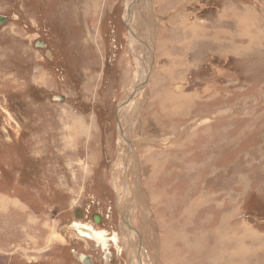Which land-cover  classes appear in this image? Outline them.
Wrapping results in <instances>:
<instances>
[{
  "label": "rangeland",
  "instance_id": "rangeland-1",
  "mask_svg": "<svg viewBox=\"0 0 264 264\" xmlns=\"http://www.w3.org/2000/svg\"><path fill=\"white\" fill-rule=\"evenodd\" d=\"M140 1L153 34L150 56L134 35L136 61L126 0H0V264H128L121 225L157 254L196 197L208 206L195 214L211 218L201 229L229 214L235 233L253 234L239 242L247 257L226 264H264V0ZM126 95L134 200L117 171ZM77 223L104 232L107 248Z\"/></svg>",
  "mask_w": 264,
  "mask_h": 264
},
{
  "label": "bare ground",
  "instance_id": "bare-ground-1",
  "mask_svg": "<svg viewBox=\"0 0 264 264\" xmlns=\"http://www.w3.org/2000/svg\"><path fill=\"white\" fill-rule=\"evenodd\" d=\"M136 2H137V0H126L125 12H124L125 20L127 22V26H128L129 34H130V36H129L130 52L134 56V53L132 52V49H133L132 46H133V41L135 40V37H134V35H135L141 39V41L138 42V46H137V48L141 49V52L140 53L138 52V55L143 54L144 52H146V53L148 52V54L150 56V52H151L150 47L151 46H150V43L147 41V39L149 38L148 36H150V34L153 32V28H152L153 27V24H152L153 20L151 21V20H148L149 18L148 19L146 18L148 15V12L145 11L144 8L142 7L143 3L139 0V2L137 3L138 5L137 4L135 5ZM141 7L143 10L141 9ZM149 12H150V10H149ZM141 25H142L143 29H142ZM192 25L194 26V28L190 30V33L195 34V32L197 31V28H196L197 26H195V24H192ZM144 32H145V37L143 35ZM140 43H141V46H140ZM137 48L135 50H138ZM165 53H167V52H164V54ZM134 58H136V61L138 60L137 55L134 56ZM143 58H146V60H147V57H143ZM168 58H166V59H168ZM145 64H147V61L145 62ZM138 79H140V78H138ZM126 80H128V79H126ZM136 82L138 83L137 80H136ZM153 87L155 88L156 84L153 85ZM181 97L182 96L179 97V100L173 101L174 103H172L173 105L176 104L178 107L174 110L175 112L178 111L179 109H180V112L183 110L184 103L181 102ZM166 99H168V100L170 99V97L167 94H166ZM171 100H175V98H172ZM125 102L127 104H130L132 102V99H130L129 95H126V97L120 99V101L118 102L119 103L118 107L116 106L118 108L117 114H116V116H117L116 122L118 123L119 133L122 135H125L124 140H123L121 138L120 134L118 133V137L120 138V140H117V141H118V144H120L119 149H121V151H120L121 154L119 155L118 160L121 162V164H120L119 169L117 171H118V175L120 174L121 178L124 179V182H125L123 185V189L122 188H120V189L122 190V192L125 189H128V193H129L128 197L130 198L133 196V190H134V189H132L133 184L131 182V177L129 176V174L133 175V169L135 168V167L133 168V164H132L133 163L132 158L134 156L133 153L135 150V147H134L135 143H134V140H132L130 138V136H128L129 133L125 132L124 129L122 128V125H121V120H123V119L121 118L122 114L119 113V110H120V106H122L121 109L123 110V108H124L123 105H125ZM165 106H166V104L165 105L162 104V107H160L161 110L165 111V109H164ZM146 119L147 118L144 119V122L146 121ZM63 120H64V118H63ZM73 124L75 125V121H73ZM81 127H83L82 124H81ZM71 130L73 131L72 127H71ZM124 142H126L127 145ZM144 160H145V157H144ZM153 160H155V159H153ZM149 162H151V161H149ZM113 178L114 179L116 178L115 174H113ZM150 190H151V188H150ZM162 191L163 190H161V192L154 193L152 198L149 197L150 201H155V200L158 201L160 198L166 197V195H164V193H162ZM120 194H121V192H120ZM150 196H152V195H150ZM121 197H122V195L119 196L118 199L119 198L121 199ZM128 197H127V199H128ZM133 200H134V196H133ZM133 200H132V202L130 201L131 204L134 203ZM207 201H208V199H205L204 197L203 198L202 197H198V198L196 197L192 201H189V204L185 207L186 210H184V212H185L184 213V216H185L184 220L179 221V220L173 219L172 222L170 223V225L166 228V230L162 234L161 245H159V250H158L157 254H154V253H151V251L150 252L148 251V247L145 246L144 236H142L141 232L137 229V227H133L134 230L132 231V229H129L128 225H125V224L121 225L120 226L121 232L122 233L127 232L130 234L131 237H133V241H131L132 238H129L131 240L126 239L128 241V246L130 249V251L127 249L128 250L127 256H129L128 264H191V261L192 262L206 261V264H212L216 259H218L217 261L220 260L223 262V264H226V263H228V260H231L232 262L234 260V262H235V261H240L241 258H243V257H247L248 252L245 250V248L241 249V247H240L241 244H239V242L241 240H243L244 238H246L247 236H249V238H250L251 236H253V234L252 235L247 234L246 232H249V231H247L246 227L244 229L245 232H244L243 236H239L238 232L235 233L233 228H231V226H229V224H228V222H229L228 215L229 214L228 215L224 214L219 218V221L217 223V227H215V229L205 230V229L200 228L201 224L205 225L207 222H209L211 220V218L209 216V213L207 216H206V214H204L203 216L202 215L198 216L197 214H195V210L201 204H204V208H206V206H208V203H206ZM124 203H125V201H124ZM119 204H120V207H123V208L126 207L125 204H122V205H121V203H119ZM136 205L137 204H133L132 206L134 207ZM127 207H130V205H127ZM124 210H126V209H124ZM122 214L123 213L120 214L121 217L123 216ZM125 216H127V215H125ZM128 219H129V217H128ZM128 219L125 218L124 221H129L130 219L129 220ZM131 220H132V217H131ZM198 220H201L200 224L197 225L196 227L194 226L195 228L193 227V229L191 230L190 233L184 234V232H183L184 228L181 225L185 222L196 223ZM73 227H74V229L76 228L75 230L78 231V234H81L83 237H85L87 239H91V240H94L95 242H98L104 249L107 248L108 244H106V242L108 243V239L105 237L104 232L94 229L93 226H91L89 224L83 225V223L82 224L81 223L73 224ZM135 232H136V234H135ZM122 238H125V237H122ZM111 239L113 240L112 242L114 243V245H116L117 244V235L115 234V236L111 237ZM253 240H255V239H253ZM179 242H182L183 244L181 245ZM237 242L239 245L233 246V249L230 250V248L232 247L231 245L233 243H237ZM175 245H176L177 249L175 248ZM180 248H182V250H183L182 252H180V250H179ZM250 253L254 254L253 252H250ZM78 258L80 261L82 260V262H84V264H93V262L91 261L89 256L82 255L81 257H78ZM210 261H213V262H210ZM237 264H240V263L238 262ZM241 264H242V262H241Z\"/></svg>",
  "mask_w": 264,
  "mask_h": 264
},
{
  "label": "water",
  "instance_id": "water-1",
  "mask_svg": "<svg viewBox=\"0 0 264 264\" xmlns=\"http://www.w3.org/2000/svg\"><path fill=\"white\" fill-rule=\"evenodd\" d=\"M6 19H7L6 16L0 15V24H2ZM36 45L39 46V45H41V43L36 42ZM143 62H144V60H143ZM143 68H144V71H145L146 68H145V67H143ZM76 216L79 217V214L76 213ZM93 221H94L95 223H99V222H100V217L94 215V216H93ZM83 264H84V262H83Z\"/></svg>",
  "mask_w": 264,
  "mask_h": 264
},
{
  "label": "flooded vegetation",
  "instance_id": "flooded-vegetation-1",
  "mask_svg": "<svg viewBox=\"0 0 264 264\" xmlns=\"http://www.w3.org/2000/svg\"><path fill=\"white\" fill-rule=\"evenodd\" d=\"M100 221H101V219H100Z\"/></svg>",
  "mask_w": 264,
  "mask_h": 264
}]
</instances>
